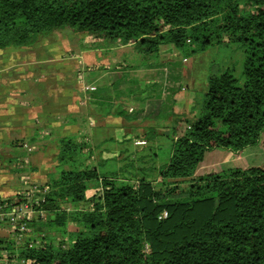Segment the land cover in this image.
I'll list each match as a JSON object with an SVG mask.
<instances>
[{
  "label": "trees",
  "instance_id": "trees-1",
  "mask_svg": "<svg viewBox=\"0 0 264 264\" xmlns=\"http://www.w3.org/2000/svg\"><path fill=\"white\" fill-rule=\"evenodd\" d=\"M64 28L146 54L166 43L192 52L240 43L243 78L230 70L208 76L202 112L173 139L158 188L77 168L85 142L60 137L57 176L39 185L40 207L76 227L61 242L41 234L32 245H12L19 264H264V166L206 174L182 200L167 201L181 190L178 180L194 178L207 151L238 152L264 133V0H0V49ZM64 203L87 205L68 211Z\"/></svg>",
  "mask_w": 264,
  "mask_h": 264
},
{
  "label": "rangeland",
  "instance_id": "rangeland-1",
  "mask_svg": "<svg viewBox=\"0 0 264 264\" xmlns=\"http://www.w3.org/2000/svg\"><path fill=\"white\" fill-rule=\"evenodd\" d=\"M35 42L52 44L42 49L43 54L39 55V59L31 62L35 67L34 72H30L29 64L26 65L25 80L28 89L32 90L37 85L45 86V89L61 88L63 92L72 89L76 92L80 106L85 104L87 94L93 95L97 100V112H112L117 117L113 121L122 124V134L115 133L118 127L113 123H98L95 127H89V132L93 135L91 139L88 138L91 151L86 150L87 153L79 155L80 165L77 168L95 166L101 175H113L119 182L126 181L134 185L143 178L159 187V169L169 160L173 139L186 127L184 118H197L202 112L208 76L230 70L240 82L243 78L245 53L240 43H214L203 51L195 52L190 51L189 45L177 48L173 44H167L173 52L169 53V50L163 47L162 56L166 57L169 53L170 60L162 64V56L158 52L146 54L133 44L120 46L119 42H109L106 45L101 38L89 33H76L69 28L39 35ZM13 48L16 51L19 49L9 46L5 51L11 52ZM31 54L30 51L23 58L26 63L34 58ZM149 69L159 73L160 76L156 79L158 83L153 84L151 81ZM189 82H192V86ZM85 85L93 86L96 90L87 91L84 89ZM181 87L184 90H180ZM177 90L181 91L183 97L175 104L173 94ZM190 96L193 99L191 103L186 99ZM174 104L179 107L178 113L173 112ZM135 116H138L143 126L134 128ZM83 134L79 131L74 137L79 140ZM126 134L142 136L145 143L134 147L131 140H124ZM126 148H138V151L130 156L123 153ZM17 150L21 151V148ZM102 151L106 154H101ZM111 153H120L121 160L110 155ZM106 156L107 160H103ZM249 165L264 166V133L257 144L238 152L223 148L207 151L194 178L178 180L176 189L181 190L169 193L167 201L182 200L187 194V185L196 182L198 177L219 173L229 167L245 168ZM70 167L69 164L64 165V168ZM58 168L48 173V180L57 176ZM29 204L32 211L26 220L29 229L26 234H32V240L38 242L41 234H45L55 243L61 242L64 230L66 239L69 236L67 233L75 229L73 223L69 222L65 226L55 222V211L48 213L43 210L41 204L36 203L33 197ZM86 205L64 203L63 208L71 211ZM49 217L53 223L47 222ZM35 218L42 221L31 225ZM1 233L7 235L4 230ZM9 240L11 245L7 243L3 244V247L13 253L14 250L17 251L12 246L15 239L10 236ZM63 242L65 244L66 241ZM16 254L14 253L15 256ZM1 255L2 253L0 264L2 258H6V255Z\"/></svg>",
  "mask_w": 264,
  "mask_h": 264
},
{
  "label": "crops",
  "instance_id": "crops-1",
  "mask_svg": "<svg viewBox=\"0 0 264 264\" xmlns=\"http://www.w3.org/2000/svg\"><path fill=\"white\" fill-rule=\"evenodd\" d=\"M50 44L52 43L34 42L28 46H13L19 49L16 51L13 48L11 52L5 51L9 46L0 49L1 199L14 197L17 193H21V191L29 188L30 184L42 185L49 181L48 173L55 169L58 162L57 142L60 137L66 135L74 136L75 134H79V131L81 134L85 133L83 137L78 138V141L81 139L84 140H81L85 142V148L82 153H87V151H91L88 138L91 139L93 136L92 132H89V127H95L98 123H113L118 127L116 128V126L112 125L114 129H118L115 133L122 134V124L121 122L117 123L113 121L117 117L112 112H97V100L93 95L87 94L84 101L85 104L80 106L78 105L76 92L72 89L63 92L61 88L45 89L46 87L41 85L34 86L32 90L28 89L25 80L26 65L29 64L30 72H34L35 67L31 62L39 59V55L43 54L41 52L42 49L49 47ZM167 44L172 43L161 44L159 46L158 53L160 56L164 55V53L162 54L163 47H166L169 53L173 52ZM124 45L130 44H120V46ZM32 46L34 48H31ZM27 48L28 50H26ZM30 51L34 58L26 63V60L23 58ZM168 54L166 57H161L160 63L163 64L167 60H170ZM160 63L159 65H161ZM148 73L152 78L151 81L153 84L158 83L156 79L159 78V73L157 71L153 72L152 69H149ZM190 84L192 86V82H189ZM186 86L189 87L188 85ZM60 89L61 91H59ZM180 90H184V88L181 87ZM180 92L177 90L173 94L175 104L183 97ZM186 99L189 103L193 101L191 96L189 98L186 97ZM175 104L173 112L178 113L179 107H175ZM184 119L194 120L196 118ZM133 120L134 128L143 126L139 122L138 116H135ZM80 124L82 125L80 126ZM124 138V140H131L134 147L138 146V144H135L136 140H145V138L137 134H132L131 136L126 134ZM24 143L27 144L28 148L23 146ZM19 147L21 151L17 150ZM133 150V148H126L123 153L131 156L138 151V148ZM106 153L101 152L104 155ZM110 155L118 157L121 160L120 153L118 155L111 153ZM92 156L94 157V155ZM103 160H107V156ZM35 219L37 220V218ZM3 230L7 232V235L1 233ZM10 236L14 238L8 225L6 223H0V241H2L0 244V253H2L1 256L6 255L5 260L2 258L1 264H19V261L16 260V256L14 255L16 251L14 250L12 253L3 247V244L10 241ZM31 236L32 234H25L24 239L29 240V243H33L34 240L31 239ZM15 245L18 244L15 243Z\"/></svg>",
  "mask_w": 264,
  "mask_h": 264
},
{
  "label": "built area",
  "instance_id": "built-area-1",
  "mask_svg": "<svg viewBox=\"0 0 264 264\" xmlns=\"http://www.w3.org/2000/svg\"><path fill=\"white\" fill-rule=\"evenodd\" d=\"M85 90H94L95 87L93 86H84ZM144 140H136L135 144L142 145L144 144ZM23 146L27 147V144L24 143ZM39 185L36 184H30L29 188L21 191V193H17L19 195V200H7V199H1L0 198V223H6L8 225V228L12 232L15 243L21 244L24 242V236L29 230L27 228L26 220L29 219V216L31 214V203L29 204V201L35 200L36 203H40L43 201L44 197L41 193H44L45 191H41L38 189ZM37 193V196L35 194ZM16 194V195H17ZM15 195V196H16ZM167 216V211H162L158 218L162 219ZM30 245H32L30 243ZM23 261H21L22 263Z\"/></svg>",
  "mask_w": 264,
  "mask_h": 264
}]
</instances>
